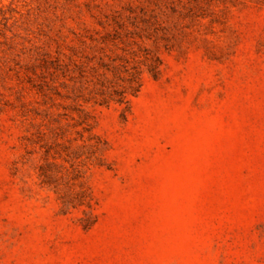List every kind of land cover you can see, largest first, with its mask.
<instances>
[{
    "label": "rangeland",
    "instance_id": "rangeland-1",
    "mask_svg": "<svg viewBox=\"0 0 264 264\" xmlns=\"http://www.w3.org/2000/svg\"><path fill=\"white\" fill-rule=\"evenodd\" d=\"M0 264H264V0H0Z\"/></svg>",
    "mask_w": 264,
    "mask_h": 264
}]
</instances>
